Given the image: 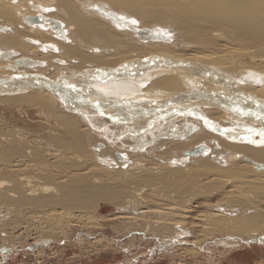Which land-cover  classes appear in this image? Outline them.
<instances>
[{
  "label": "bare ground",
  "instance_id": "1",
  "mask_svg": "<svg viewBox=\"0 0 264 264\" xmlns=\"http://www.w3.org/2000/svg\"><path fill=\"white\" fill-rule=\"evenodd\" d=\"M0 108L48 126L0 136V245L99 203L188 245L264 235V0H0Z\"/></svg>",
  "mask_w": 264,
  "mask_h": 264
},
{
  "label": "rangeland",
  "instance_id": "2",
  "mask_svg": "<svg viewBox=\"0 0 264 264\" xmlns=\"http://www.w3.org/2000/svg\"><path fill=\"white\" fill-rule=\"evenodd\" d=\"M2 108H0V136L3 133L7 135L9 130L12 131L13 128H15L13 130L14 132L19 130V132L24 135H30L29 137H36L39 139L41 136H43L44 129L47 130L46 127L48 126L44 125V121L40 117H34V113V115L32 116L33 119H26L25 117L20 118L19 115H16L14 113L11 114L12 112H14L12 109L9 111V108H4V110ZM199 174L200 173H198V176L201 175ZM198 176H194L195 178L193 182L195 184L191 183L190 187H193L194 190H199L200 192L197 191L198 193L195 192L193 195H188L187 197L193 196L191 197L194 198L193 200L189 198L191 199V202L198 201L200 203L202 202V200H206V198L209 197V200L211 199L210 203H215L216 200L220 197L214 195V192H212L211 194V190L208 189L209 187L204 188L203 185V187H201L200 185L201 188L197 187L199 184H201V181L198 180H201L200 178H202H198ZM196 178L198 179L196 180ZM1 179L2 181H5L7 179V176L5 177L4 175H1L0 181ZM192 184H194V186ZM188 188L189 186L187 187V190ZM191 188L190 190H188V194H190ZM202 188L204 191L206 190V193L208 189L209 194L207 193L206 195ZM199 206L201 207V205H197L198 208H200ZM115 207L116 206L111 203H99V206L95 211L97 215H95V218H98L95 219V222L96 220H98L96 222L98 223V225L96 224V226L94 224L90 226L89 229L95 226L91 230L85 228L86 231L82 229L80 230L79 226L76 225H71L68 228L64 227L63 231L65 232L64 236H66V238H61L57 234H54L52 238L51 236H49V239L45 237L47 240H44L43 238L42 240L41 238H36V235H34V231L30 230L29 233L27 229L22 230L21 228L23 227V225L17 228L19 230L13 229L15 233L13 230L11 233V228H8L9 231L7 230V233H10L12 239L11 241H6V243L8 242L9 244L5 243L4 245H0V264H264V235L253 240L242 242V244L240 243L234 248L232 247L233 249L226 246L227 250L226 247L216 242L218 240L215 239H218L219 237L217 235H213L212 237H214L213 240L215 241L212 242L213 244L210 243L209 239H203L199 242L200 244L195 246L194 244H192V240L188 242L191 243L189 245L181 242L182 245L180 247H185L183 251L180 250V247H178V244L180 243L179 239H175V241L173 237H171V239L173 240L169 239V233L167 234L164 231H160L155 223H150L148 228L143 229L142 222H139L140 224L138 227L125 226L124 224L121 225L122 222L119 220V222H115L114 220L113 222L112 217L109 215L115 214L120 211ZM196 210L193 209V212L195 213ZM199 211L201 210L199 209ZM5 212L6 211L4 210V213ZM104 217H106L104 219L105 221H103ZM99 218L102 220H100ZM107 218L109 219V221ZM152 226H154V228ZM139 227H141V230ZM131 230H133V232ZM157 230L160 232H157ZM23 231H25V233ZM139 231L142 232L140 233ZM20 232L23 235L20 234ZM155 232L157 235L155 234ZM194 232L196 236L197 233L196 231ZM83 233L85 234V236L81 241L82 238L80 237L81 235H84ZM158 235L159 237H156ZM166 236H168V238ZM39 240H41L42 242ZM100 240L105 243H102V241ZM94 242H97V244ZM100 243H102L103 245H100ZM41 248L45 249L44 252H42L43 254L41 253V256L35 257L33 253L40 250ZM190 248H192V250ZM187 249H190V253ZM191 251L194 253H192ZM183 253H188L190 256ZM196 254L197 256H195Z\"/></svg>",
  "mask_w": 264,
  "mask_h": 264
}]
</instances>
